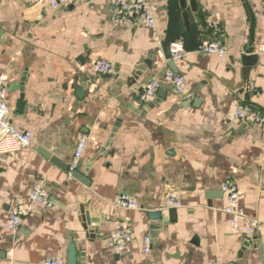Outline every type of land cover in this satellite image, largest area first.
I'll list each match as a JSON object with an SVG mask.
<instances>
[{
    "label": "crops",
    "instance_id": "obj_1",
    "mask_svg": "<svg viewBox=\"0 0 264 264\" xmlns=\"http://www.w3.org/2000/svg\"><path fill=\"white\" fill-rule=\"evenodd\" d=\"M38 1L0 0V74L11 120L32 133L28 148L0 154V264H71V247L73 264H264V126L232 117L241 104L264 116V57L257 54L264 0H196V12L186 0L189 26L179 0H150L156 31L137 17L113 25L109 0H76L57 10ZM171 40L190 51L175 63L186 79L182 93L164 78ZM211 40L229 53L195 51ZM100 59L113 73L92 72ZM152 78L159 87L143 101L140 87ZM83 135L85 149L69 178ZM226 180L258 220L256 234L231 232ZM37 181L51 204H32L23 225L7 230L13 200L26 202ZM167 190L181 207L165 208ZM122 193L139 208L115 206ZM120 221L134 239L116 252L108 235Z\"/></svg>",
    "mask_w": 264,
    "mask_h": 264
},
{
    "label": "built area",
    "instance_id": "obj_2",
    "mask_svg": "<svg viewBox=\"0 0 264 264\" xmlns=\"http://www.w3.org/2000/svg\"><path fill=\"white\" fill-rule=\"evenodd\" d=\"M76 0H39L42 8L57 10L62 6L73 4ZM111 12L109 20L113 25L124 23L130 18L137 17L145 28L156 31V20L154 16V5L150 0H109ZM208 28L214 29L215 22H208ZM195 51L203 52L208 55L225 57L229 49L217 40L199 43ZM190 53L182 42L171 40L168 42V60L176 63L185 59ZM257 54L264 57V43L258 46ZM91 70L94 74L113 73L112 64L104 59L96 61ZM164 78L182 93L186 89L185 77L173 70H166ZM159 84L155 79H150L140 87L139 97L143 101L152 100L155 96ZM9 87L5 75L0 74V154L18 152L28 148L31 144L32 133L27 129H19L12 123V112L8 106L7 100ZM233 118H239L246 122L256 123L264 126V116L256 111L250 104H241L237 106L233 113ZM86 136L79 138L74 151L73 160L68 168V177H72L79 158L85 149ZM221 192L224 196L225 205L223 211L230 216L231 232L233 234L254 235L257 232L259 222L257 219L249 216L239 205L240 192L237 185L230 180L223 181ZM115 206L123 209H137L139 202L129 194H119L112 199ZM40 203L44 206L51 204L49 192L42 181H37L27 194L26 202L21 198L13 200L5 227L9 231L18 230L24 222L26 214L30 211L32 204ZM181 200L177 193L167 190L165 193V208H179ZM134 239L132 227L127 221H120L115 228L109 232L108 244L116 252L126 250ZM151 248V240L145 236L143 238V251L148 252ZM38 264H66L61 258H45ZM208 264H223L219 259H213Z\"/></svg>",
    "mask_w": 264,
    "mask_h": 264
},
{
    "label": "water",
    "instance_id": "obj_3",
    "mask_svg": "<svg viewBox=\"0 0 264 264\" xmlns=\"http://www.w3.org/2000/svg\"><path fill=\"white\" fill-rule=\"evenodd\" d=\"M179 4L182 10H184L182 12V17L185 23V26H189V12L185 11V7H186V0H179ZM189 6H190V10L191 12H196L197 11V3L196 0H189ZM251 58H254V55H243L241 60L245 61V60H249ZM168 65L170 67L171 70H173L174 72H178L177 68L175 67V63H173L172 61L169 60ZM72 176H75V170L72 172ZM153 214H157L156 212H154ZM71 255H70V259H71V264H73L74 259H75V251L74 248L71 247Z\"/></svg>",
    "mask_w": 264,
    "mask_h": 264
}]
</instances>
